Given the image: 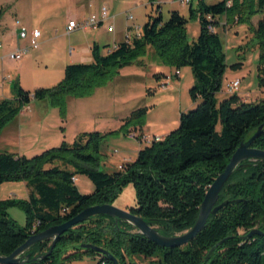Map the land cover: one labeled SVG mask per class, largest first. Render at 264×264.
<instances>
[{"label": "trees", "instance_id": "obj_1", "mask_svg": "<svg viewBox=\"0 0 264 264\" xmlns=\"http://www.w3.org/2000/svg\"><path fill=\"white\" fill-rule=\"evenodd\" d=\"M148 1L154 4L156 0ZM154 12L146 16L138 35L129 28L127 39L106 54L92 44V62L67 65L55 86L33 92L18 89L14 98L1 99L0 134L32 101L47 102L64 121L68 98L91 97L120 69L145 56L149 48L162 65L176 71L191 69L194 80L188 93L191 101L199 100V104L180 113L174 130L159 142L145 144L134 161L123 162L114 173L99 169L100 148L105 138L126 137L130 132H136L135 139L140 141L146 107L129 113L116 130L84 132L71 144L62 142L32 157L0 153V185L23 182L29 190L27 199L0 200V256H9L29 235L60 225L88 207L113 205L128 185L136 197L135 206L127 209L130 213L162 236L182 234L194 225L205 192L223 172L240 142L249 139L260 126L251 147L264 151V100L248 103L237 94L216 99L227 68L216 32V19L221 15L227 23L236 18V23L247 25L252 32L258 49L257 77L259 85H264V0H234L228 9L224 3L198 0L195 9L189 7L188 19L172 11L164 20L159 5ZM207 16H211L210 21ZM256 16L260 17L253 26L251 19ZM191 19H197L199 34L190 42L186 25ZM208 26L213 32L207 30ZM18 87L16 82L14 93ZM79 176L92 184L91 193L78 191L75 182ZM219 204L222 208L209 216L206 227L180 248L157 247L132 225L97 215L61 235L45 259L39 257L49 249L47 240L30 247L25 255L29 254L28 264H65L84 256L96 258V264H264V161L242 162L221 189ZM10 208L23 211L25 225L9 217ZM253 231L260 234L250 236ZM83 244L97 246L116 263L103 254L81 249Z\"/></svg>", "mask_w": 264, "mask_h": 264}, {"label": "rangeland", "instance_id": "obj_2", "mask_svg": "<svg viewBox=\"0 0 264 264\" xmlns=\"http://www.w3.org/2000/svg\"><path fill=\"white\" fill-rule=\"evenodd\" d=\"M1 1L9 2L11 0ZM76 1L17 0L16 13L20 21L28 29L39 30L41 33L40 44L37 49L29 50L20 62H14L7 58L0 59V100L14 98L18 89L33 92L39 88L55 86L58 82L54 83V79L50 78L53 73L63 72L64 65H68L74 55L86 49L91 39L97 41L96 44L100 47L101 53L106 54L107 51L121 43L118 41H122L127 24H134V31L136 28L141 31L146 16L154 15L156 6L159 5L151 4L148 0H114L113 9L107 5L113 16L108 22L114 26L112 33H107L105 29L100 28L97 31L78 30L67 35L64 31L65 18L74 10ZM197 1L192 0L193 9L196 7ZM205 2L207 4L214 3L213 0H205ZM97 3L98 7H101V0H98ZM6 10L7 7L3 6L2 16L5 15ZM172 11H177L187 19L189 18V6L184 7L175 2L171 5H160V13L164 20L168 19ZM6 15L7 28H10V21L13 20L10 19L11 16L8 13ZM127 15L133 17L132 22L127 21ZM224 17L225 15L218 16L217 21L222 22ZM259 17L256 16L251 19L253 26H256ZM235 21L236 18L229 23L231 24L230 27L225 28L219 24L216 29L222 42L227 66L222 86L234 79H240L237 95H244L246 101L255 103L264 100V85H259L256 70L258 65L257 44L247 25L238 24ZM198 26L197 19L188 20L186 35L190 42L198 36ZM1 28L0 22V43H4L8 38H3ZM19 30L20 27L17 28L16 33L18 38ZM21 41V47L28 46L26 39H21ZM69 49L73 50L71 55ZM238 63L241 66L235 69L230 68L231 65ZM158 72L168 76L169 81L166 87L162 88L160 79H155L154 76ZM175 72L176 69L162 65L156 54L149 48L145 56L120 69L118 75L110 80L106 86L97 89L91 97L84 99L68 98L66 118L61 124L65 127L67 138L62 142L71 144L76 135L84 132L106 133L116 130L121 124L120 119L141 107L148 109L142 127L143 136L152 138L157 134H168L178 126L180 113L193 110L199 104V100L191 101L188 93L194 80L191 69L189 67L182 68L179 78L175 77ZM16 82L20 88L18 87L14 93ZM228 96L225 91H219L216 94V99L221 101ZM43 104L46 102L35 101L31 108L34 112H42L44 111ZM128 135L126 137L115 135L105 138L98 155L101 171L106 173L118 172V166L123 157H129L132 160L135 157V152L132 150L134 146L139 145L141 148L145 146L144 143L136 139L130 140ZM21 147L18 139L11 134V131L4 130L3 136H0V153H27L23 148V143H21ZM20 149H22L21 152H19ZM5 184H13L16 186L15 190L24 191V196L27 195V190L24 188L25 183H3V185ZM75 185L81 194H89L93 191L92 184L84 176H79ZM21 197L17 196L15 199H22ZM135 203L134 189L128 185L123 188L113 205L120 209H129L134 207ZM8 215L18 225H25V214L20 209L10 208ZM136 262L140 261L136 260Z\"/></svg>", "mask_w": 264, "mask_h": 264}, {"label": "crops", "instance_id": "obj_3", "mask_svg": "<svg viewBox=\"0 0 264 264\" xmlns=\"http://www.w3.org/2000/svg\"><path fill=\"white\" fill-rule=\"evenodd\" d=\"M97 1L98 0H80V1L77 0L75 3L74 10L70 14L66 15V18H65L66 24H65L64 31L66 30V26H67L68 21H70V20H77L78 21V20H81L82 18H86L90 15H98L100 8L105 6L109 12V19L106 22V24H104L101 28L105 29V31L107 32L106 26H113L111 24H108V22L110 19L113 18V16L111 15V13L109 11V8L113 9V7L115 6L114 0H101V7H98ZM239 1H241V0H239ZM174 2L178 3L175 0H156L155 4H159V7H160V5H162V4L171 5ZM191 3H192V1H191ZM17 4H18L17 0H11L9 2H5V1L0 0V18H1L0 22L2 25L1 35L3 36V38H8V40L5 41L4 43H0V45H1V47H0V59L7 58V55L9 53L14 52L16 50L24 49L26 47V46L21 47L22 41L20 38L17 37V34H16L18 27L25 28L27 31L38 30L35 28L34 29H28L26 26H24L22 24V22L19 19V16L16 13ZM107 5L109 6V8L107 7ZM3 6H6L7 10H6V12H4L5 15L2 16V13H3L2 7ZM189 7H191L193 9V6L191 4L189 5ZM6 13H8L11 16L10 19L13 20V21H10L11 22L10 28H7V15H6ZM128 16H131V15H127V17H126L127 21H129ZM132 21H133V17H132V20L129 22H132ZM257 21H256V23H257ZM219 24L223 25L225 28L231 26V24L226 22V17H224L222 22H218V25ZM133 26H135V25L134 24H127L126 25L125 33L122 36V41L125 40V38H126L125 36H126V33L128 32L129 28L132 31H134L135 28ZM14 27H16V28H14ZM113 31H114V26H113ZM107 33H109V32H107ZM70 34H67V35H70ZM40 38H41V33H40ZM122 41L120 40L118 42H122ZM96 43H97V41H95L94 39H91V41H89V43H88V47L86 49L81 50V52H78L76 55H74L68 65L78 64V63H83V64L91 63L92 62L91 46H92V44H96ZM72 52H73V50L69 49L70 55L72 54ZM100 53H101V50H100ZM102 55H104V54H102ZM66 66L67 65H64L63 68H65ZM180 70L175 72V75L177 74L176 78H179ZM63 74H64V69H63V72H54L53 76H51L50 78L54 79V81H53L54 83L59 82L62 80ZM157 74H163L164 76H166L164 79L163 78L160 79V86L162 88H163V86L166 87L168 85L167 83L169 81L168 76L162 72H158ZM15 75H16V73H15ZM0 78H1V76H0ZM19 83H20V78H19ZM44 87H46V86H44ZM243 96L244 95H240L239 97L244 102L249 103V101H246L245 97H243ZM34 102L35 101L30 102V104L28 106L24 107L20 111L18 116L16 117L17 119L15 118L12 121H10L4 127V129L2 130L1 135H0V136H3L4 130L5 131L6 130L11 131V134H13L16 137V139H18V141L20 143V148H22L21 143H23V148H24V150L27 151V153L16 154L19 156L31 157L33 155L39 154L40 152H43L47 149L58 146L63 140H65L67 138V136H66L67 132L65 131V127L61 126V124H63L64 121H61V119L59 118L57 109L50 108L46 102V104H43L44 111L34 112L33 109L31 108V105L32 104L34 105ZM120 120L122 123L123 118ZM12 123H15V124H12ZM144 134H145V132H144ZM165 135H167V133H164L163 135L157 134L156 136L164 137ZM140 149H141V147L139 145L134 146L132 148V150L135 152V157L133 158V160L130 159L129 157H123L121 159V164L123 162L134 161L136 156H137V153ZM21 150L22 149H20L19 152H21ZM37 152H39V153H37ZM15 188H16V186H14L13 184H5V185L2 184L0 186V199L1 200H7V199H11V198H17V196H22L21 197L22 199L28 198L29 190L27 189L26 184H24V188L27 190L26 196H24V194H23L24 191H18V190H15ZM123 210H127V209H123ZM96 262H97L96 258H93L90 256H84L80 260L72 261V262L65 263V264H96Z\"/></svg>", "mask_w": 264, "mask_h": 264}, {"label": "water", "instance_id": "obj_4", "mask_svg": "<svg viewBox=\"0 0 264 264\" xmlns=\"http://www.w3.org/2000/svg\"><path fill=\"white\" fill-rule=\"evenodd\" d=\"M261 128L262 126H260L249 139L240 142L223 172L214 179L205 192L194 225L184 233L173 237H165L160 235L155 228L148 225L142 218L130 213L129 210H123L114 205L91 206L60 225L51 226L44 231L29 235L25 242L9 256H0V264H28L29 254L25 255V252L38 242L47 240L50 241L49 249L43 256L39 257V260L45 259L51 254L61 235L78 224L97 215H106L113 218L116 223L120 221L132 225L139 234L143 235L148 241L152 242L157 247L173 249L185 246L195 239V237L206 227L209 216L215 215L218 210L222 208L223 204L216 205L219 193L232 174L238 169L240 164L244 161H264V151L251 147L253 141L259 136ZM254 234L260 233L253 231L249 235L251 236ZM80 248L103 254L116 263L112 256L106 254L105 251L97 246L83 244L80 245Z\"/></svg>", "mask_w": 264, "mask_h": 264}, {"label": "built area", "instance_id": "obj_5", "mask_svg": "<svg viewBox=\"0 0 264 264\" xmlns=\"http://www.w3.org/2000/svg\"><path fill=\"white\" fill-rule=\"evenodd\" d=\"M182 6H189L191 3V0H175ZM214 3H224L226 8H231L233 5L234 0H213ZM109 19V12L105 6L101 7L99 10L98 15H90L86 18H82L81 20H70L67 23L66 26V34H70L74 31H96L99 28H101L104 24ZM207 21L211 20V16H207ZM128 20H132V16H128ZM107 32L111 33L113 31V26H106ZM208 31L213 32V27L208 26L207 28ZM135 35L139 34V29L136 28L134 31ZM20 39H26L28 41V46L24 49L21 50H16L14 52H11L7 55V58L11 61L14 62H20L25 55L29 52L31 49H37L39 47V39H40V32L38 30H32V31H27L25 28H20L19 34H18ZM129 35L126 34L127 39ZM1 47V45H0ZM177 75V74H176ZM4 80V79H3ZM164 87V86H163ZM240 87V79H234L232 81L227 82L222 86V90L220 91H225L226 94L232 95V94H237L238 90ZM128 138L130 140L136 138V133L132 132L128 135ZM162 140V137L158 136H153L152 138L146 137V136H141L140 142L144 143L146 145L151 144L152 142H159ZM120 168V166H119Z\"/></svg>", "mask_w": 264, "mask_h": 264}]
</instances>
